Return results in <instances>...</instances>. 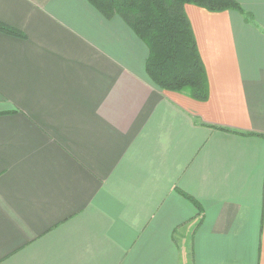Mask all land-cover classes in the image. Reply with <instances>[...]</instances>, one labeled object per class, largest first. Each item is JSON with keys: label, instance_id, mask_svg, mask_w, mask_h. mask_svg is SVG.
<instances>
[{"label": "crops", "instance_id": "0c3cea01", "mask_svg": "<svg viewBox=\"0 0 264 264\" xmlns=\"http://www.w3.org/2000/svg\"><path fill=\"white\" fill-rule=\"evenodd\" d=\"M235 1L185 6L196 101L87 0H0V264H264V0Z\"/></svg>", "mask_w": 264, "mask_h": 264}, {"label": "trees", "instance_id": "16d2710c", "mask_svg": "<svg viewBox=\"0 0 264 264\" xmlns=\"http://www.w3.org/2000/svg\"><path fill=\"white\" fill-rule=\"evenodd\" d=\"M87 1L106 19L118 16L145 43L149 51L145 72L156 87L166 92L186 93L196 101L207 99L208 85L185 6L210 13L235 11L250 20L235 0ZM0 31L19 35L2 24Z\"/></svg>", "mask_w": 264, "mask_h": 264}]
</instances>
